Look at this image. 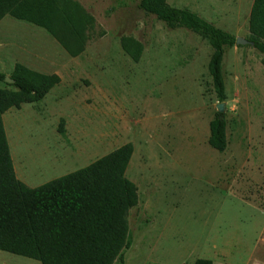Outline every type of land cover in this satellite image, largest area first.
Wrapping results in <instances>:
<instances>
[{"label": "rangeland", "instance_id": "rangeland-1", "mask_svg": "<svg viewBox=\"0 0 264 264\" xmlns=\"http://www.w3.org/2000/svg\"><path fill=\"white\" fill-rule=\"evenodd\" d=\"M76 1L94 18L81 57H69L42 29L0 21L1 74L21 64L60 80L40 101L2 116L16 178L37 187L130 143L125 177L137 205L127 216L123 264H264V54L251 46L225 50L219 102L205 38L165 26L134 0ZM166 3L249 36L252 0ZM122 37L142 46L138 62L121 49ZM220 103L221 153L208 144ZM0 264L40 263L0 252Z\"/></svg>", "mask_w": 264, "mask_h": 264}, {"label": "trees", "instance_id": "trees-1", "mask_svg": "<svg viewBox=\"0 0 264 264\" xmlns=\"http://www.w3.org/2000/svg\"><path fill=\"white\" fill-rule=\"evenodd\" d=\"M143 12L169 28H185L206 39L211 54L207 72L219 102L225 99L222 64L235 36L202 20L188 9L170 7L166 0H134ZM10 19L42 29L71 58L81 57L94 27V18L76 0H0V21ZM246 40L264 54V0H252ZM120 46L138 62L142 46L122 37ZM0 73V252L40 264H123L131 245L127 216L137 205V189L125 177L133 147L130 143L78 170L37 187H27L14 173L2 116L11 108L40 101L59 83L55 74H43L15 64L4 82ZM226 124L216 113L209 123L208 144L217 152L226 148ZM59 132L64 136L63 121ZM193 264H212L197 259Z\"/></svg>", "mask_w": 264, "mask_h": 264}, {"label": "water", "instance_id": "water-1", "mask_svg": "<svg viewBox=\"0 0 264 264\" xmlns=\"http://www.w3.org/2000/svg\"><path fill=\"white\" fill-rule=\"evenodd\" d=\"M235 45L236 46H251L252 47L253 43L244 39V38L235 37ZM4 82L7 84H13L14 83V81L9 79L8 77H5ZM222 112H223V104L220 103L217 106V113L221 114Z\"/></svg>", "mask_w": 264, "mask_h": 264}]
</instances>
